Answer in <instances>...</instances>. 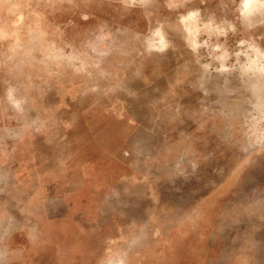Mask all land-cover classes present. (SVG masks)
Masks as SVG:
<instances>
[{
  "label": "rangeland",
  "instance_id": "374dc122",
  "mask_svg": "<svg viewBox=\"0 0 264 264\" xmlns=\"http://www.w3.org/2000/svg\"><path fill=\"white\" fill-rule=\"evenodd\" d=\"M0 264H264V7L0 0Z\"/></svg>",
  "mask_w": 264,
  "mask_h": 264
},
{
  "label": "clouds",
  "instance_id": "9594fccd",
  "mask_svg": "<svg viewBox=\"0 0 264 264\" xmlns=\"http://www.w3.org/2000/svg\"><path fill=\"white\" fill-rule=\"evenodd\" d=\"M260 4L264 7V0H241V15L248 14L255 4ZM197 13H191L190 15H196Z\"/></svg>",
  "mask_w": 264,
  "mask_h": 264
}]
</instances>
